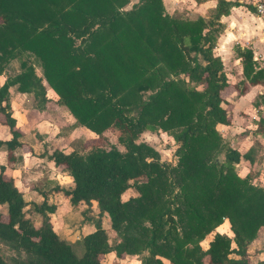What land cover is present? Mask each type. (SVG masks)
<instances>
[{"label":"trees","instance_id":"1","mask_svg":"<svg viewBox=\"0 0 264 264\" xmlns=\"http://www.w3.org/2000/svg\"><path fill=\"white\" fill-rule=\"evenodd\" d=\"M142 2L143 7L121 16L113 5L123 6L128 0H0V72L5 62L18 54L19 71L10 75L8 82L20 85L15 90L34 93V100L42 106L46 89L52 88L62 96L58 103L70 110L80 125L98 134L108 128L118 131L117 142L126 153L106 144L75 150L70 156L55 149L48 158L55 159L58 167L64 166L62 171L70 169L75 175V193L61 189L65 196H73V206L81 199L88 204L96 199L100 201L99 216L105 211L111 214L109 229L114 228L124 241L113 244L121 257L151 248L152 257L144 258L145 264H161L153 258L156 254L170 258L172 264H250L246 246L264 227V190L235 177L230 164L239 162L240 157L213 130L217 120L229 123L218 108L228 88L225 77H217L219 61L208 68L200 63L192 68L195 57L188 55L186 60L185 55L203 52V59L211 61L210 49H203L213 40L216 28L202 37L201 30L212 26L211 22L206 24L199 17L195 22L162 19L161 0ZM185 36L190 38L191 47L177 48ZM18 46L35 57L42 77L19 54ZM250 60L249 52L245 76L252 85L264 83V70L253 77ZM161 61L165 66L157 68ZM169 72H184L193 81L206 83V92L188 91L183 80L178 84L167 81ZM204 73L208 75L202 79ZM241 85L243 94L249 85L244 81ZM7 87L0 90V100L8 99ZM240 88L238 85L237 90ZM156 89L160 91L148 95ZM208 105L212 110L205 114ZM131 113L135 116L129 118ZM0 123L14 129L10 116H1ZM149 125L152 131L156 127L176 130L170 134L177 142L183 141L176 153L181 157L178 167L161 165L153 148L133 143ZM258 131L264 133V124ZM14 135L19 138L21 132L14 129ZM20 145L13 140L8 148ZM259 146L257 141L245 159L254 162ZM221 153H226L227 163L218 166L216 161L208 166V161ZM146 156L155 161L146 163ZM9 161H14L11 151ZM130 178L142 198L121 205L119 195L129 187L126 181ZM12 185L11 177L0 176V206L4 207L0 211V243L17 256L25 255L13 259L12 264H101L104 253L112 250L97 221V233L83 235L78 241L81 252L75 253L72 245L53 233L48 213L54 207L46 203L32 205L43 219L42 227L34 229L32 219L21 213L25 204ZM176 187L180 193L174 195ZM225 215L231 217L237 232L240 261L227 260L229 241L218 235L209 253L197 246ZM146 220L151 228L144 226ZM17 223L20 230L14 231ZM0 264L9 263L0 256Z\"/></svg>","mask_w":264,"mask_h":264},{"label":"clouds","instance_id":"2","mask_svg":"<svg viewBox=\"0 0 264 264\" xmlns=\"http://www.w3.org/2000/svg\"><path fill=\"white\" fill-rule=\"evenodd\" d=\"M161 3L163 7V12L161 13L162 19L171 18L177 12H180L188 14L186 18L189 22H195L196 17L205 21L206 24L211 22L212 26L204 27L201 30L202 37H207L209 32L213 31V28H216L213 40L205 45L203 49V51H209L210 49L211 61L203 59V52L186 53V60L188 55L195 57V61L191 62L192 68H195L197 63H200L202 68H208L213 61H219L221 69L217 72V77L224 76L228 87L232 90L230 94L224 95L220 99L218 108L225 113V119L230 120V123L217 120L213 126V130L220 137L221 142L227 143L240 157L239 162L233 160L230 164L235 177L242 182L247 181L252 188L264 190V164H261L258 159L256 163L252 160L245 159L248 153L256 147L257 141L264 147V133L258 131L261 125L264 124V83L252 85L250 79L245 76L246 58L249 52L251 53L252 76L255 77L256 74L264 70V0H161ZM143 6L144 3L142 0H128V3L123 6L113 5L121 16L138 10ZM222 8L223 10H221ZM96 27L98 28L99 25ZM38 31H42V29ZM69 36H71V33H69ZM183 41V45L177 43V48L191 47L188 36L183 37ZM77 44L79 45V41H77ZM16 64V61L10 62V66H16ZM164 66L163 61L156 65L157 68ZM207 75V73H204L202 79L207 77ZM9 79L8 69L6 68L3 72H0V90L8 86L7 92L10 99L0 100V109L4 110L3 113H0V116H10L15 121L14 129L20 130L24 135L23 138L18 139L14 135V129L11 125L0 123V145H2L0 146V169H2L0 176L11 177L14 181L12 187L21 195L25 204L21 208V213L24 214L29 210V202L35 200L38 205L45 203V196L33 191L30 185L26 184L23 179V173L31 169H39L41 166H45L47 169V179L52 188L59 187L62 190L72 192L73 194L75 193L77 182L71 170L62 171L61 168L64 166L58 167L55 159H41L40 153L44 150L43 144H47L50 141H54L56 145L63 144L65 139L64 135H62L63 130L67 127L78 125L79 121L68 110L63 113L64 119L60 123H57L54 119H44L43 117L34 123H30L27 117L31 109L25 108L24 104L34 93H19L15 98H11L14 90L19 88L20 85H9ZM166 79L169 82H175L177 84L183 80L188 91L194 90L199 94H204L207 90L206 83L193 81L191 76L184 72L179 73V75L169 72ZM242 81L249 85L248 90L243 92V94H241L243 87L241 85ZM238 85L241 86L239 90H237ZM159 91L160 89H156L155 93L150 91L148 95L156 94ZM143 98L145 102H150L148 96H143ZM44 99L58 103L62 100V96L54 89L48 88L44 93ZM207 99L208 97H205V102ZM211 110V107L208 105L205 109V114ZM131 116H135V113H131L129 118ZM175 131V129L165 131L161 127H156V130L152 131V126L149 125L139 134L133 143L137 146L143 143L153 148L160 156L159 163L161 165L168 163L175 168L179 166L181 159L176 153L183 147V141L177 142L175 135L170 134ZM84 132L87 133L88 138H100V134L97 132L85 125H79L78 127H73L67 134L68 139L71 141L82 139V133ZM245 133L247 135H244ZM37 134L44 137V140L43 143L34 146L35 155L33 151L18 148L10 150L8 148V145L13 140H17L18 143L30 145ZM118 150L121 153H126L127 151L123 146H120ZM10 151L12 156L22 157V165L15 167V170L10 167ZM61 151L64 156H70L75 149L65 144L61 148ZM51 155L52 152L49 151V156ZM259 155H264V151H261ZM154 161V157H145V162L148 164ZM216 161L219 162L217 164L218 166L227 163L226 153H221L215 156L214 159L209 160L208 166L216 163ZM258 167L261 169L259 175L248 180L249 176ZM43 175L44 173L42 172L41 176ZM126 183L129 187L119 195V203L121 205L128 204L132 199L142 198V193L132 187L135 184L134 179L130 178ZM179 193L180 188L176 187L174 195ZM72 199L73 196H65V192L61 191L49 196L47 203L57 205L56 213H48L53 225V233L57 236L63 233V238L75 242L81 238L80 232L71 227L68 222H65L64 218L67 217L69 221H82L83 216L80 213L84 209H87L89 205L85 200L81 199L74 209L71 204ZM4 203L8 204L7 201ZM90 204L93 214L100 211V201L91 199ZM104 216L108 217L109 220L111 219V214L107 211L104 212ZM29 218L27 216L25 217V219ZM220 220L221 223L218 226L206 234L203 239L197 241V246L202 252L209 253L218 235L229 241L227 260L240 261L242 257L236 255L240 251V244L238 243L237 232L233 230L232 219L225 215ZM121 223L126 225L127 221H122ZM42 225L43 219L37 213L36 219L33 221V228L38 230ZM144 226L151 228L150 221H144ZM109 227L107 224L104 225L105 229ZM13 230H20L19 223L13 225ZM97 231L98 229L94 224L85 225L83 228V234L85 236L94 235ZM137 238H139L138 234ZM114 240L117 245L124 242L123 237H120L119 233L114 228H111L110 236L106 240V243L112 250L104 253L105 260L101 264H145L144 258L152 257L151 248H145L142 252L125 254L121 257L116 248L113 247ZM160 243H163V241ZM252 243L256 244L257 242L253 240ZM248 251L252 253L254 249L249 248ZM13 257L23 259L25 255L22 252L20 256H15L13 253ZM153 258L160 261L161 264H172L170 258L161 256L160 254H156ZM252 264H264V251H261L258 257L253 259Z\"/></svg>","mask_w":264,"mask_h":264},{"label":"crops","instance_id":"3","mask_svg":"<svg viewBox=\"0 0 264 264\" xmlns=\"http://www.w3.org/2000/svg\"><path fill=\"white\" fill-rule=\"evenodd\" d=\"M187 15H188L187 13L177 12L175 14V16H173V17L180 18V19H187L186 18ZM18 49H20L19 50L20 51L19 54H21L24 58L27 59L28 62H30L33 65L36 75L42 77L41 68H40V66L38 64V61L35 59V57L32 54H30L28 51L22 50L19 46H18ZM17 56H18V54H15L14 55V58H11L8 61H6L3 69L1 70V72H3L7 68V66L10 64V62L13 59H17ZM18 64H19V62H18ZM18 71H19V65L17 66L16 69H14L13 74L16 73V72H18ZM13 74H11V75H13ZM248 87L246 88V90L244 92H246L248 90ZM231 90L232 89H230L228 87L224 91L223 96L230 94ZM19 93H21V92H18L17 90H14V93L12 94V97L11 98H15L16 95H18ZM8 99H10L9 98V95H8ZM24 107L25 108H28V109H31V111L29 112L28 117H27V119L29 120L30 123L36 122L41 117H43L44 119L51 118V119H54L56 122H58L60 119H63L64 118L63 117V113L66 112V111H68V109L63 104H60V103H57V102H53V101H46L42 106H39L36 103V101L34 100L33 96H30L28 98V101L24 104ZM230 111H231V106H230ZM241 115H243V114H241ZM229 123H230V120H229ZM79 125L80 124H78L76 126H70L71 129L69 131H71L73 127H78ZM23 135L24 134L21 132V136L19 138H23ZM244 135H247V133H245ZM57 139H59V138H57ZM43 140H44V137H41L40 135L37 134L36 135V138L31 141V144L30 145L29 144H22L21 143V145L19 146V148L25 149V150H29V151H33V154L35 155L36 153H35L34 146L43 143ZM68 140H70V139H64L63 144H61V145H56L54 141H50L47 144H43V148H45V152L43 150L40 153V158L41 159L47 158L48 160H50L48 158L49 157V151L52 152L55 149L61 151V148L65 144L70 147L69 142L68 143H64L65 141H68ZM259 145H260V142H259ZM25 147L26 148H29V149H26ZM14 158H15V161H14V163L11 164V167H12L13 170H15V167H19V166L22 165V157H14ZM42 172L44 173L43 176H41V173ZM37 176H39L40 178L39 179H36V181H34L35 178H37ZM251 177H252L251 179H253L255 176H252L251 175ZM23 178H32V179H29V180H25L24 179L25 183L26 184H29L33 191L39 192L41 195H44L45 196V202H46L47 205H50V204L47 203V200H48V197L49 196L54 195L55 193H59V192L62 191L59 187H55V188H52L51 187V184H50V182L47 179V169H46L45 166H41V168H39V169H31L30 171L24 172L23 173ZM35 182H39L41 186H36V183ZM34 184H35V186H33ZM33 202L36 203L35 200H33ZM51 205L54 207V210H53L52 213H56L57 212V205L56 204H51ZM88 205L91 207V204H88ZM76 206H73L74 209L76 208ZM93 216L96 217V214L93 215ZM64 219H65V222H67V217H65ZM92 221L93 220H90L89 221L90 224H88V225H92ZM52 227H53V225H52ZM102 227L104 229V225ZM83 228L84 227H82V229H78V230H81L82 231ZM261 235H264V227H260L257 230L255 238L252 239L247 244V246H246V253L248 255V259L250 261V264H252V261L253 260L250 258L249 251L248 250H249V248H252V249L253 248H256L257 250L259 249V245H261L263 243V240H264V239H262ZM59 237L62 238V239H64L66 241V239L63 238V233H61V235ZM253 240H255L257 243L256 244H253L252 243ZM261 248H264V243H263V246L261 245ZM259 254H260V252L257 253V255H259ZM104 258H105V256H104Z\"/></svg>","mask_w":264,"mask_h":264},{"label":"rangeland","instance_id":"4","mask_svg":"<svg viewBox=\"0 0 264 264\" xmlns=\"http://www.w3.org/2000/svg\"><path fill=\"white\" fill-rule=\"evenodd\" d=\"M12 61H16L17 64H16V66H10V64L7 66L9 75L13 74L14 69H16L17 66H18V60L17 59H13ZM63 119H60L57 123L62 122ZM0 121H1V116H0ZM70 129H71V127H67V128H65L63 130L62 135H64L65 139H68V135L67 134L70 132L69 131ZM117 135H118V131L116 129H114V128H108V129L104 130L100 134V138L99 139H91V138H88L87 133L84 132V133H82V137H83L82 139H79V140H76V141L68 140V141H65L64 143H68L69 142L70 147H72V148H74L75 150H78V151H80V150H83V151L88 150L90 148V146H94V145L104 146L106 144L107 145L108 144L115 145L119 149V147L121 145L117 142ZM138 136H137V138H138ZM57 138H59V137H57ZM82 144H85V145L83 146ZM0 146H2V145H0ZM169 147H170V145H169ZM17 148L18 149H21V148H19V146H17ZM26 149H29V148H26ZM43 149H44V152H45V148H43ZM261 151H264V147L259 146V147L256 148V155H255V161H254V163H256L257 162V159H258L261 164H264V155H259V153ZM158 157H159L158 158V161H159V159H160L159 154H158ZM14 161H15V158H14ZM14 161L13 162H10V167H11V164L14 163ZM165 164H168V163H165ZM260 170L261 169L258 167L257 170L255 172H253L251 175L252 176H258ZM39 176H37V178H35L34 181H36V179H39L41 177V176L40 177ZM23 179L29 180V179H32V178H23ZM35 183H36V186H41L39 182H35ZM33 186H35V184ZM29 203H30V207H29L28 212L26 213V216L30 217L32 219V221H34L36 219V214L33 211V206L32 205L33 204H36V203H34L33 201H31ZM76 210H79V209H76ZM0 211H2V212L4 211V207L3 206H0ZM95 214H96V217L93 216ZM95 214L92 213V208L89 206L87 209H84L80 213V215L83 216V220L82 221H80V220L69 221L67 219V222L76 231L80 232V235L82 237L84 235L83 234V230L81 231V230H78V229H82V227H84L85 225L90 224V222H89L90 220H93L92 221V224H94V225H95V222L99 221L101 227L103 225H106V224L108 225L109 218L108 217H105L104 216V213H101L100 216H99L98 213H95ZM48 218H49L48 219V222L52 226V223H51V220H50L49 215H48ZM104 230H105V233H106L107 237L109 238L110 231L111 230L109 228L108 229H105L104 228ZM73 234H75V233H73ZM261 237H262V239H264V235H261ZM79 240L80 239L76 240L75 242H71L68 239H66V242H68L70 245H72V248L74 249L75 253H77V254H80V252H81V246L79 247V245H78V241ZM263 243H264V240H263ZM263 243L261 244L262 246H263ZM261 245H259V249L258 250L256 248H253L254 251L252 253H249V256H250V258L252 260L255 259L258 256L257 255L258 252H261V251L264 250V248H261ZM13 253L15 254V256H17V254L14 251L8 249L6 246H4L2 243H0V256L3 257L4 260L7 263H9V264H12L13 263V259H15L13 257ZM104 260H105V258H104Z\"/></svg>","mask_w":264,"mask_h":264}]
</instances>
